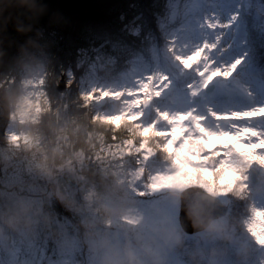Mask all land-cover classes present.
Segmentation results:
<instances>
[{"label": "rangeland", "instance_id": "rangeland-1", "mask_svg": "<svg viewBox=\"0 0 264 264\" xmlns=\"http://www.w3.org/2000/svg\"><path fill=\"white\" fill-rule=\"evenodd\" d=\"M248 7L244 0H165L158 19L161 41L152 45L151 62L142 59L140 64L130 66L129 76L113 81L102 80L94 62L81 78L70 69L56 76L43 63L27 64L19 75L11 72L2 75L0 217L20 206L43 207L49 211L55 209L56 200L86 213L104 201L120 182L139 197L141 208L168 209L161 224L166 223L177 234L178 243L179 208L170 204L160 188L201 184L219 194L229 206L225 215L239 222L232 227L240 247L246 248L253 242L248 264H264V255L255 251L259 245L247 231L253 210L264 208V166L248 163V149L243 143L252 136L250 129L264 131V120L244 118L249 110L264 106V85L259 83L261 71L252 69L255 57L249 37L251 28H257L264 37V20L257 18L256 4L251 5L247 18ZM181 8L192 12L185 17L187 25L183 23L180 27L183 34L180 38L174 35L176 29L170 23L181 19ZM240 13V18L235 20ZM217 45L219 50L210 59L203 49L206 46L210 52ZM198 50L203 60L199 59ZM190 53L193 58L188 63L195 64L193 68L182 66V61L177 59L189 57ZM237 58L242 62L233 71L230 65ZM220 70L223 75L218 74ZM160 75H166L168 80L158 96L155 85L159 80L155 83L148 80L151 87H145V80ZM63 76L65 83L71 81V85L55 95ZM73 84L77 85L83 102L95 108L93 127L89 130L84 127L81 134L74 129L73 135H69L68 124L60 123L53 127L52 136L42 129L35 133L34 128L39 126L46 110L56 109L57 105L65 107L59 104L65 101V93L73 89ZM210 85L214 89L206 92V86ZM226 94H230L231 102H227ZM195 96L201 99L195 101ZM253 165L261 171L257 183L249 179L248 168ZM160 173L165 179L154 180ZM152 183L162 186L152 190L148 187ZM231 187L240 188L237 194L241 192V200L247 199L245 208L238 201L237 213H232L234 198L226 192ZM141 192L142 195L138 194ZM58 212L57 223L62 222L70 235L77 236L76 215L70 216L64 210ZM125 219L129 225L140 222L135 212ZM209 227L232 239L223 232L222 224ZM262 227L264 215L255 222L257 231ZM40 233L41 229L31 234L8 231L0 237V247L6 248L0 259L4 264H32L31 257L9 245L13 240L40 239ZM188 238L197 240L195 235ZM65 250L72 253H61L59 249L60 256L54 258L46 246L41 264H90L79 246ZM173 252L166 254V264L175 261ZM229 260L222 255L212 262L229 264Z\"/></svg>", "mask_w": 264, "mask_h": 264}, {"label": "trees", "instance_id": "trees-1", "mask_svg": "<svg viewBox=\"0 0 264 264\" xmlns=\"http://www.w3.org/2000/svg\"><path fill=\"white\" fill-rule=\"evenodd\" d=\"M164 8L165 0H17L0 9V78L8 72L19 75L27 64L37 63L54 70L56 76L70 69L81 78L92 62L98 64L97 73L102 80L129 76L132 64L152 60V45L161 41L158 19ZM249 37L255 57L252 69L261 71L259 83L264 85V37L257 28L250 29ZM65 95V101L59 104L65 107L57 105L56 109L46 110L35 133L42 129L52 136L53 127L60 123L68 124L69 135L74 129L81 134L84 127H93L95 108L83 102L77 85L73 84ZM226 98L231 102L230 94ZM239 189L226 188L227 195L234 198L232 213L238 212L236 204L242 197L241 192L237 194ZM58 201L55 209L60 206ZM245 202L247 199L243 198L240 206L245 208ZM232 225L239 222L232 221ZM39 237L47 241L48 251L58 258L59 248L42 228ZM198 243L187 238L184 247L173 250L175 261L171 264H193L194 259H199L200 264H213L212 259L218 260L222 255L231 259L229 264L238 263L234 245L219 241L206 244L197 257L192 246Z\"/></svg>", "mask_w": 264, "mask_h": 264}, {"label": "clouds", "instance_id": "clouds-1", "mask_svg": "<svg viewBox=\"0 0 264 264\" xmlns=\"http://www.w3.org/2000/svg\"><path fill=\"white\" fill-rule=\"evenodd\" d=\"M20 6L25 7L23 4ZM70 85L71 81L65 83V87ZM9 119H12L11 113ZM160 189L165 191L170 204L179 208V245L177 234L166 223L161 224L168 209L141 208L139 197L120 182L107 193L104 201L86 213L77 212L63 200L58 201L65 213L76 215L77 236L70 235L62 222L57 223L60 213L56 209L45 211L43 207L37 209L20 206L0 217V237L8 231L31 234L42 228L47 238L59 249L76 246L82 248L90 264H166V254L178 246L184 247L187 238L195 235L200 242L192 246L197 257L199 251L204 250V245L219 241L224 245L235 246L238 264H248L252 258L253 242L246 248L240 247L233 233L232 221L224 214L221 206L211 202L194 186H164ZM130 212L140 216L139 223L128 224L125 217ZM210 224H222L223 232L232 239H226L220 232L209 227ZM193 264H200V260L194 259Z\"/></svg>", "mask_w": 264, "mask_h": 264}, {"label": "snow or ice", "instance_id": "snow-or-ice-1", "mask_svg": "<svg viewBox=\"0 0 264 264\" xmlns=\"http://www.w3.org/2000/svg\"><path fill=\"white\" fill-rule=\"evenodd\" d=\"M252 4H256L259 6V13L257 15V18L264 20V0H244V5L249 6L247 9V18L249 12L251 11ZM240 16L241 13L239 16L234 17V19L237 20L240 18ZM217 50H219L218 45L215 48H213L210 52L206 46L203 49L205 53H208L210 59L212 57V54ZM197 55L199 56L200 60L204 59V56L199 54V50L197 51ZM189 58H193L191 53L189 54V57H178L177 59L179 61H182V66H187L189 68L196 67L195 64L189 65L188 63ZM241 62H242L241 59L237 58L232 63V65H230V67L234 71ZM218 74L223 75V71L220 70ZM204 75H207V73H204ZM157 79L159 80V83H157L155 86L157 88L156 94L159 96L161 94L160 89L166 87V81L168 80V77L166 75H160L159 77L156 76L147 77L145 80V87H151V85L148 84V80H151L153 81V83H155ZM63 86L65 87V84ZM244 118L249 121L257 120V119L264 120V106H259L249 110L247 113L244 114ZM250 131L253 133L252 136L250 138L246 137L243 140L244 145L248 149V155L246 156V159L250 164L259 163L260 165L264 166V131H261L256 127L250 129ZM249 140L251 142H249ZM153 179L158 181H163L165 177L162 173H160L157 174V176L154 177ZM161 186L162 184L160 183H152L148 185V187L151 188L152 190H156ZM138 194L142 195L143 193L141 192ZM57 210L61 211L63 209H61L57 205ZM262 215H264V208L254 209L253 213L249 216V222L247 225L248 233H250L251 237L254 238L255 244L259 245V249L258 250L255 249L256 253L259 255H264V227H262L259 231H257L255 228V222H256V218ZM46 244L47 241H45L42 238L33 240L31 242L13 240L9 245V247H11L14 251L18 250L20 254H23L26 257H31L32 264H41V260L44 258V253L42 250L46 247ZM5 250L6 248L0 247V257H2L5 254ZM61 253H72V251L61 250ZM0 264H4L2 259H0Z\"/></svg>", "mask_w": 264, "mask_h": 264}, {"label": "water", "instance_id": "water-1", "mask_svg": "<svg viewBox=\"0 0 264 264\" xmlns=\"http://www.w3.org/2000/svg\"><path fill=\"white\" fill-rule=\"evenodd\" d=\"M17 0H0V9L2 8H6L7 6H9L10 4L16 2ZM65 84V79L64 76L61 79L60 84L57 86V90L60 92H64L66 90V87H64L63 85ZM214 89V85H210V86H206L205 91L206 92H210ZM201 99V96H195L194 100L198 101ZM249 171V179L252 183H257L259 181L260 175H261V171L260 169L256 166L253 165L251 167L248 168ZM189 186H194L195 188H197L198 190L202 191V194L204 196H206L207 198H210L211 202L216 203L217 205L221 206L222 209L224 210V214L227 213L229 206L222 200V198L211 192L210 190H208L204 185L201 184H191ZM187 186V187H189ZM200 194V192H198V195Z\"/></svg>", "mask_w": 264, "mask_h": 264}, {"label": "bare ground", "instance_id": "bare-ground-1", "mask_svg": "<svg viewBox=\"0 0 264 264\" xmlns=\"http://www.w3.org/2000/svg\"><path fill=\"white\" fill-rule=\"evenodd\" d=\"M179 12H181V14H180V18L183 20H181V19H179V20H174L173 22H171L170 24H171V27H174L176 30H175V34L174 35H179L180 36V38L183 36V34H181L180 32H181V25L184 23L185 25H187V23H185V17L186 16H188L189 14H191V12L192 11H186L185 9H183V8H181L180 10H179ZM185 20V21H184ZM220 25L219 24H217L216 25V27L218 28ZM196 47V46H195Z\"/></svg>", "mask_w": 264, "mask_h": 264}]
</instances>
